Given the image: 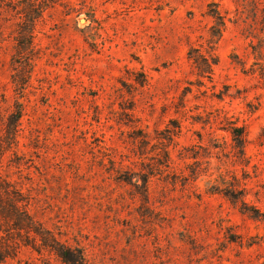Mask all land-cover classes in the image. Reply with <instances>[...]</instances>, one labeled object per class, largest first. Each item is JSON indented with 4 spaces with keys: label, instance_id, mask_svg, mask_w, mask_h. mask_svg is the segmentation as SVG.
Here are the masks:
<instances>
[{
    "label": "rangeland",
    "instance_id": "rangeland-1",
    "mask_svg": "<svg viewBox=\"0 0 264 264\" xmlns=\"http://www.w3.org/2000/svg\"><path fill=\"white\" fill-rule=\"evenodd\" d=\"M0 160L88 264H264V0H0Z\"/></svg>",
    "mask_w": 264,
    "mask_h": 264
},
{
    "label": "trees",
    "instance_id": "trees-1",
    "mask_svg": "<svg viewBox=\"0 0 264 264\" xmlns=\"http://www.w3.org/2000/svg\"><path fill=\"white\" fill-rule=\"evenodd\" d=\"M216 17L221 25L224 24L222 15L218 14ZM195 52L196 54H193ZM189 54L190 58H192L197 67H199L201 74L206 72L211 73L212 64L215 62L210 52H208V54H202L199 52V49L191 48ZM12 116L15 122L12 130L10 128V130L7 131L16 133L19 131L22 109L19 108L16 113H12ZM229 130L232 132L236 143L244 147L246 143L244 127L231 126ZM241 151L243 154L245 153L243 148ZM163 157L165 158L166 165H169L171 157L168 150H164ZM141 177L145 183L148 182L149 176L143 174ZM241 194H243V190H234L227 195L232 201L241 199V201L244 202V199L239 196ZM28 205L29 202L26 200L24 193L20 189L14 187L9 180L4 179L0 168V232H5L7 235H10V233L15 231L18 236L24 233L27 239L33 236L32 238L35 240L33 245L37 246L39 244L43 248L54 252L65 264H88L86 256L81 248L61 243L50 230L45 229L41 223H37L31 215ZM38 240H40L39 243ZM0 259H2L1 256Z\"/></svg>",
    "mask_w": 264,
    "mask_h": 264
}]
</instances>
